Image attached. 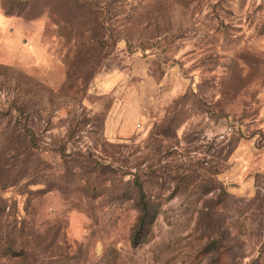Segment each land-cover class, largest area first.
<instances>
[{
  "label": "rangeland",
  "instance_id": "rangeland-1",
  "mask_svg": "<svg viewBox=\"0 0 264 264\" xmlns=\"http://www.w3.org/2000/svg\"><path fill=\"white\" fill-rule=\"evenodd\" d=\"M0 264H264V0H0Z\"/></svg>",
  "mask_w": 264,
  "mask_h": 264
},
{
  "label": "trees",
  "instance_id": "trees-1",
  "mask_svg": "<svg viewBox=\"0 0 264 264\" xmlns=\"http://www.w3.org/2000/svg\"><path fill=\"white\" fill-rule=\"evenodd\" d=\"M26 136L29 138V146L27 149L31 150L32 148H38L36 143L34 146V141L32 139L35 137V133L28 129L26 130ZM133 184L137 193V207L139 209V216L136 223L135 233L132 236V244L134 246H138L144 242L149 235L156 220L158 208L157 205H155L147 196L144 183L138 177L134 179Z\"/></svg>",
  "mask_w": 264,
  "mask_h": 264
},
{
  "label": "built area",
  "instance_id": "built-area-1",
  "mask_svg": "<svg viewBox=\"0 0 264 264\" xmlns=\"http://www.w3.org/2000/svg\"><path fill=\"white\" fill-rule=\"evenodd\" d=\"M231 129V128H230Z\"/></svg>",
  "mask_w": 264,
  "mask_h": 264
}]
</instances>
